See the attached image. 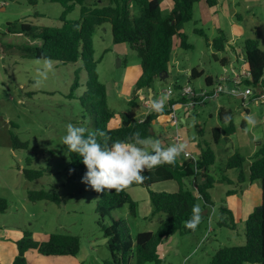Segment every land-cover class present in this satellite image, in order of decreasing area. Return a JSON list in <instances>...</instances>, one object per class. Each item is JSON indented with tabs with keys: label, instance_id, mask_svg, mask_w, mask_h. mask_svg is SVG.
Segmentation results:
<instances>
[{
	"label": "rangeland",
	"instance_id": "obj_1",
	"mask_svg": "<svg viewBox=\"0 0 264 264\" xmlns=\"http://www.w3.org/2000/svg\"><path fill=\"white\" fill-rule=\"evenodd\" d=\"M164 1L163 11L169 12L172 3L168 0L167 6ZM95 3L104 5L108 0H84L87 6ZM66 4L72 5L73 9L65 15V19H78L81 5L75 0ZM207 6L205 7L208 8ZM63 9L64 6L60 2L52 0H36L34 3H30L29 0H0V198L5 199L7 203L6 210L0 211V264L13 262L16 256V243L23 238L25 231H29L31 237L38 241L46 240L51 233H68L80 239V250L75 256H44L36 250L29 249L25 253L28 264H104L110 256L106 238L98 225L97 198L82 181L87 169L82 173L80 169L70 167L68 156L63 149V136L69 123L86 127L88 130H92L93 127L91 115L80 105L82 86L69 95L74 70L81 64H61L51 59L23 58L19 47L27 43L39 44L40 41L22 34L5 32L6 24L15 21L58 26L61 23ZM131 11L137 14V9L133 6ZM213 15L201 10L198 2L195 4L193 18L184 25V33L190 47L183 48L177 38L174 39L176 45L168 64L169 76L165 78L167 81L152 85L154 99H159L165 94L163 89L169 84L186 83L189 75L187 69L190 67L203 71L200 77L191 80L192 87L197 91L201 87H205L206 90L210 87L204 81L205 74L213 77L215 85L219 75L226 74L220 59L222 57H229L230 61L232 59L227 43L224 52H216L211 46V37L218 33L213 28L216 19L226 32L230 44L234 46L241 47L246 36L254 37L255 22L252 16L236 17L231 13H219L212 17ZM198 31H202L205 36H201ZM262 33L264 29L259 31V35ZM92 42L94 57L100 59L96 70L107 89L108 106L115 113L107 127L118 126L121 114L132 116L150 112L145 107L149 104L146 105L148 93L144 89L134 99L138 103L136 106L128 103L140 73V62L136 52L125 43L117 44L126 48L124 51L118 50L121 54L110 51L114 43L108 23L96 28ZM260 48L264 51V43ZM240 50L243 52L242 48ZM243 56L244 53L241 54V57ZM120 58L122 62H119ZM236 61L233 60L235 64L231 62L227 64L229 72L230 64L236 69L240 67L239 57ZM85 80L86 72L83 70L79 74V82L83 83ZM227 85L232 86L231 80L227 81ZM173 90L172 96L181 97L178 87H173ZM235 98L237 99H234V105L237 108L232 105V110L237 123L236 134L215 141L210 131L213 126L219 124L217 116L209 118L206 113L200 117L197 112L198 105L187 111L185 105L181 104L176 108L178 121L173 124L175 121H171L169 116L157 117L152 124L153 135L148 139L158 140L178 130L185 134L188 140L199 139L203 147L207 143L215 154V161L208 168L209 174L213 178L224 175L226 179L232 178L235 183L238 170L225 167L227 158L234 153L252 155L255 142H264V104L258 99L250 101L246 99L244 106L241 104V97ZM180 115L186 118L185 124ZM250 115L255 118V125L248 123L247 117ZM201 126L203 129L200 131ZM12 135L27 142V146L14 147ZM171 136L165 138L168 142L166 146L159 140L162 147L174 144ZM186 143L191 153L197 156L195 145L190 141ZM29 168H45V172L40 178L28 180L23 169ZM230 187L234 186L221 184L211 190L215 206L208 209L207 217L202 216L201 223L195 231L187 234L175 233L163 239L158 248L159 252L164 254L162 264H210L211 256L219 246L243 243L242 221L237 220L236 230L217 225L219 206L223 198L225 199L224 191ZM39 189L54 191L59 201L30 200L29 191ZM150 189L157 192H174L177 188L174 182L167 181L158 183ZM255 189L256 197L249 212L260 203V185H255ZM128 191L136 204L147 206L145 202L149 200V194L145 187L133 186ZM198 205L202 207L201 199L198 200ZM143 207L137 209L136 215H131L126 204L121 209L111 211V215L122 220L134 237L138 232L155 231L159 223L158 215L151 216L149 213L144 217ZM103 222L108 224V218L105 217Z\"/></svg>",
	"mask_w": 264,
	"mask_h": 264
},
{
	"label": "trees",
	"instance_id": "obj_2",
	"mask_svg": "<svg viewBox=\"0 0 264 264\" xmlns=\"http://www.w3.org/2000/svg\"><path fill=\"white\" fill-rule=\"evenodd\" d=\"M36 0H29L34 3ZM60 2L64 9L60 17V25L46 26L36 25L23 21L9 22L6 24V33L22 34L28 38L40 41L39 44H23L20 51L23 58L51 59L61 64H77L81 66L74 70V80L71 84L72 95L78 87H84L79 97L80 105L91 115L92 130L90 132L103 131L104 137L97 136L101 143L111 144L115 141L127 140L133 133L139 132L142 138H150L153 135V121L159 115L168 114L171 108L165 107L164 111L157 113L151 111L138 118L121 114L120 124L114 128L107 125L114 117L107 103L106 87L101 82L96 66L100 59H95L92 36L98 26L105 23L110 24L113 43H125L136 52L141 73L134 84L132 98L128 103L131 106L136 104V91L152 87L155 80L164 81L163 76L168 73V64L171 61L174 39L177 38L183 48H189L187 36L184 33V25L193 18L194 6L200 0H171L172 9L164 12L161 9L162 0H108L107 4L92 6L84 4V0H75L81 5L80 16L75 20L65 19V15L72 9V5L66 3L73 0H52ZM210 8L218 4V0H205ZM137 9V14L132 13L131 7ZM205 36L202 31H198ZM227 38L222 30L211 40V46L216 52H224ZM245 63L250 71V77L244 79L243 83L252 89V95L241 98V103L257 99L258 95L264 92V51L259 47L258 41L247 38L243 43ZM223 66L229 64L227 58H221ZM85 70L86 80L83 84L79 82V74ZM203 72L191 69L189 82L202 75ZM207 85L214 80L208 75L204 79ZM173 87H182L173 83ZM229 96V95H228ZM232 97V96H230ZM178 98V100H177ZM170 99V103L176 101L185 103L187 96ZM264 104V102H261ZM144 117L143 120H140ZM220 127L211 130L215 141L221 137L227 138L235 132L233 115L230 110L220 109L218 111ZM201 131V130H200ZM199 131V134H200ZM14 147H26L16 135L11 136ZM199 153L195 159L177 160L174 165L164 164L152 170H145L146 179L143 183H133L124 190L116 192L100 193L90 185L93 195L96 196V212L99 215L98 225L106 238V245L110 256L104 264H145L153 262L162 264V256L159 246L165 237L175 233L187 234L193 230L186 228L185 223L192 216L194 205L202 200V210L212 208L210 189L215 182L209 174V166L215 161V154L212 148L206 143L203 147L201 142L197 143ZM256 151L252 156L241 153H234L226 160L225 167L236 168L237 185L227 191V195L236 193V187L242 183L258 181L261 187V202L256 205L242 221L244 241L242 244L219 246L211 256L210 264H243L246 262L264 264V143L256 142ZM69 165L78 168L84 173L86 166L77 153L69 152L63 144ZM250 159L248 174L243 170V163ZM45 172L41 169H23L28 180L40 178ZM192 179V188H186L183 179ZM201 182H200V181ZM173 181L177 185L174 192L152 191L150 188L158 183ZM229 182V180H228ZM232 184V183H231ZM235 184V183H234ZM142 186L148 190L151 206L150 215H158L159 223L155 231H142L131 236L128 226L120 219H115L111 211L121 209L128 205L129 213L136 215L137 204L129 193L133 186ZM30 200H54L59 201L54 191L45 189L29 191ZM7 208L6 200L0 198V211ZM203 216V215H202ZM107 217L108 224L103 222ZM207 217V216H204ZM217 225L236 230L238 223L235 220L232 210L225 204L219 206ZM36 250L45 256L51 255H72L75 256L80 250V239L76 235L68 233H51L46 240L38 241L31 237L29 231L24 232L22 239L16 243V256L11 264H28L25 253L27 250Z\"/></svg>",
	"mask_w": 264,
	"mask_h": 264
},
{
	"label": "clouds",
	"instance_id": "obj_3",
	"mask_svg": "<svg viewBox=\"0 0 264 264\" xmlns=\"http://www.w3.org/2000/svg\"><path fill=\"white\" fill-rule=\"evenodd\" d=\"M51 67V65H49ZM170 94H163L159 99H149L152 111H164ZM250 125H255L253 116L247 117ZM104 137L105 132H90L86 127L67 125L63 144L68 151L77 153L87 171L82 181L100 193L115 190L120 192L133 183H143L146 179L145 170H152L158 166L174 165L185 152L183 142L162 147L158 140L142 138L139 132L133 133L124 141L111 144L101 143L97 136ZM201 208L194 205L192 216L186 221L185 227L195 231L201 223Z\"/></svg>",
	"mask_w": 264,
	"mask_h": 264
},
{
	"label": "crops",
	"instance_id": "obj_4",
	"mask_svg": "<svg viewBox=\"0 0 264 264\" xmlns=\"http://www.w3.org/2000/svg\"><path fill=\"white\" fill-rule=\"evenodd\" d=\"M165 2V4L167 5V6H169V3H168V0H165L164 1ZM162 3H163V0L161 1V9L163 10V7H162ZM170 3H172V1L170 0ZM198 5L200 6V9L201 10H203V11H205L208 15H210V14H214L212 17H214V16H216V15H218L219 13H224V14H230L231 13V15L232 14H234V16H238V17H240V16H242V15H247V16H252V19L254 20V22H255V32H254V37H253V39H256L257 41H258V44H259V47H261V45L264 43V33H262L261 35H259V31H261L262 29H264V0H218V4H217V6L216 7H214V8H210V7H208V8H206L205 6L207 5L206 4V2H205V0H200L199 2H198ZM218 6H219V8H218ZM2 8H4L3 6H2ZM169 8H171L172 9V4L169 6ZM170 9V10H171ZM222 27V25L218 22V20L216 19V21H215V23L213 24V28L214 29H216L217 31H219V30H222L223 32H224V34L226 35V32L223 30V27ZM6 30V29H5ZM9 34H13V33H9ZM218 34V33H217ZM216 34V35H217ZM3 35H4V33H3ZM216 35H213L212 37H211V40L216 36ZM239 35H237V38H239L238 37ZM226 38H227V45H228V48H229V50L231 51V53H232V59H231V61H230V58L229 57H226L227 58V62L229 63V62H231V64L233 63V64H235L234 62H233V60L234 61H236L237 60V58L239 57V59L241 60V62L244 60V57H245V53H244V50H243V52H241V50H240V48H242L243 49V44L241 45V47H237V46H234L233 44H230L231 42H229V39H228V37H227V35H226ZM247 38H250V37H245V39H247ZM115 45H117V44H113V48L112 49H110V51H114L115 53H117V54H121V53H119V51H124V49H126V48H124V45H117V48H115ZM115 49H117V51L115 50ZM119 50V51H118ZM242 53H244V56L243 57H241V54ZM223 58V57H222ZM100 62V61H99ZM119 62H122V59L120 58L119 59ZM236 62H238V61H236ZM243 63H244V61H243ZM220 64H221V66H223V64L221 63V59H220ZM191 68L192 67H190V68H188L187 69V72L189 73V75H190V73H191ZM223 70H224V66H223ZM201 72H203V71H201ZM140 73H141V68H140ZM140 73H139V75H140ZM189 75H188V79H187V82L186 83H184V84H180L182 87L183 86H185V85H191V86H193L192 84H191V81L189 82ZM208 75H210V74H205L204 75V78L206 77V76H208ZM168 76H169V73H167V76L165 77V78H168ZM211 76V75H210ZM200 77V76H199ZM164 80H166L167 81V79H164ZM214 80V79H213ZM214 82H215V80L211 83V84H209V88L208 89H210V88H212L213 87V85H214ZM84 83V82H83ZM83 83H81V84H83ZM157 83H159V84H161L162 83V81L161 80H155V84H157ZM207 85V84H206ZM173 86V83L172 84H169L168 85V87H171V88H173L172 87ZM83 89H84V87H82ZM195 88V87H194ZM202 88H205V87H201L200 89H202ZM83 89H82V92H83ZM206 89V88H205ZM78 90V89H77ZM143 89H140V90H137L136 91V96H139L140 94V92L142 91ZM164 90H165V87H164V89H163V92H164ZM129 91V89L127 90V92ZM173 92H174V90H173ZM106 93H107V89H106ZM147 93H148V95H147V97H148V99H150V98H152V99H154V90H153V87H150V88H148V90H147ZM173 94V93H172ZM174 98H176V95L175 96H170V99H174ZM131 99V98H130ZM234 99H237V98H235V97H230V96H228V95H226V94H222L221 95V97H218V98H216L215 100H208V102H206L205 104H203L202 106H199V108H197V112H198V114L200 115V117H202V115H204V114H206L207 113V115L209 116V118H212L213 116H217V119H218V111L220 110V109H223V110H230L231 112H232V115H233V120H234V124H235V132L233 133V134H236L237 133V123L235 122V116H234V113H233V110H232V105H234ZM136 102V101H135ZM138 103L136 102V104H134V106H136ZM242 104V103H241ZM246 104H244V106H245ZM168 105L166 104L165 105V107H167ZM235 106V105H234ZM236 108H237V106H235ZM152 110H150V112H151ZM149 112V113H150ZM148 113V112H147ZM145 113H137V114H135V115H132V116H134V118H138V117H140V116H142V115H144ZM167 116L168 117V114H163V115H159L158 117H160V116ZM181 116V120H182V122H183V124H185L186 123V118H184V116H182V115H180ZM155 121V120H154ZM153 121V122H154ZM219 121V120H218ZM181 122V123H182ZM196 123H198V122H196ZM199 123H201V122H199ZM243 123L241 124V127L243 128ZM220 127L221 125H220V122H219V124L218 125H216V126H213L212 127V129L213 128H215V127ZM117 127V126H116ZM203 128H202V126L200 127V130H202ZM211 129V130H212ZM182 137H183V143L186 145V147H185V149L186 150H188V151H190L189 150V146L187 147V143L186 142H188V141H190V143L191 144H194L195 145V149H196V153L198 154L199 153V149H198V144L197 143H199L200 142V140L199 139H194V138H190L189 140H188V138L185 136V134H183V133H181L180 131H178V130H176ZM175 131V132H176ZM175 132H173V134L175 133ZM211 132V131H210ZM171 134L172 133H170L169 134V136H165V137H163V138H159L158 139V141L160 140L163 144H165V146H166V144L168 143L167 142V139H165V138H167V137H170L171 136ZM172 134V135H173ZM232 134V135H233ZM200 134L198 133V136H199ZM172 137V136H171ZM224 137V136H223ZM221 139V138H220ZM219 139V140H220ZM187 140V141H186ZM191 140H193V141H191ZM218 141V140H217ZM262 143H264V142H262ZM190 144V145H191ZM166 148V147H165ZM256 142H255V149H254V151H253V153L256 151ZM191 152V151H190ZM253 153H252V155H253ZM243 155H245V154H243ZM251 154L250 155H246V156H252ZM177 160H183L182 158H181V156L177 159ZM250 159H247L244 163H243V170H244V172H245V174L247 175L248 174V165H249V163H250ZM237 178V177H236ZM187 180V181H186ZM192 180V179H191ZM191 180L190 179H183V182H184V185H185V187L186 188H192V182H191ZM214 180H215V182L213 183V186H212V188L209 190L210 191V196H211V190H213L216 186H218V185H221V184H226V185H233V186H236L237 185V183L235 182V184L233 183V179L232 178H230V179H226V177L224 176V175H222L221 177H219V178H214ZM228 180H229V182H228ZM200 181V180H199ZM173 182V181H172ZM175 183V182H174ZM232 183V184H231ZM255 185H260V183L258 184V181H254V182H245V183H242L241 184V186L240 187H236L235 188V190H237V192L236 193H233V194H230V195H227V191L228 190H230V189H232L233 187H230V188H227L225 191H224V196H225V199L223 198V200H222V203L223 204H225L227 207H229L231 210H232V213L234 214V217H235V220L237 221L238 219L240 220V221H244L245 219H246V217L248 216V214L250 213L249 212V208H251V204H252V202L255 200V197H256V189H255ZM176 188H177V185H176ZM260 189H261V187H260ZM131 195V194H130ZM133 198V197H132ZM231 199V200H230ZM211 200H212V203H214V200H213V198H212V196H211ZM147 201V200H146ZM260 202H261V199H260ZM145 203H147V206H146V204H145V206L143 207V206H139V204L137 203V209H139L140 207H143L145 210V215H143L144 217H147V214H149L150 213V211H151V206H150V202H149V200L147 201V202H145ZM258 205V204H257ZM213 206H215V203H214V205ZM256 206V205H255ZM254 206V207H255ZM253 207V208H254ZM201 208V207H200ZM240 208H241V211H240ZM246 210V211H245ZM202 215L203 216H207L208 215V209L207 208H205V209H203L202 210ZM201 215V216H202ZM239 222V221H238ZM16 252H17V250H16ZM41 255V254H40ZM45 256V255H44ZM51 256H57V255H51ZM161 256H162V258H163V256H164V254L163 253H161ZM162 263H163V261H162Z\"/></svg>",
	"mask_w": 264,
	"mask_h": 264
},
{
	"label": "built area",
	"instance_id": "obj_5",
	"mask_svg": "<svg viewBox=\"0 0 264 264\" xmlns=\"http://www.w3.org/2000/svg\"><path fill=\"white\" fill-rule=\"evenodd\" d=\"M244 61V63H243ZM240 64V67L236 69L235 66L230 64V72L229 68L227 69L226 66H224V73L223 75H219L217 78V83L216 85L214 84L211 89H205L202 88L199 91H197L194 87L190 85H185L180 88L179 94L180 96H187L189 99L183 104L178 101L175 103H170V99L167 101V107L171 108V111L168 113L169 119L173 124L178 121L177 113H176V108L178 106H181V104L185 105V108L187 111H191L194 109L197 105L202 106L203 104L206 103L208 100H215L222 94H226L232 97H241V98H247L248 95H252V89L248 86H245L243 81L244 79H247L250 77V71L247 68V65L245 63V60H243ZM229 74V75H227ZM231 80L232 86L227 85V81ZM165 94H170V96L173 93V88L167 87L164 90ZM257 99L260 102H264V92L258 95ZM146 105H150L149 100L146 99ZM178 100V98H177ZM145 106L147 109L151 110L150 106ZM146 114V113H145ZM144 117H142L140 120H143ZM172 139L175 143H180L183 142V137L176 131L172 135ZM181 158L183 160L185 159H195L196 157L188 150L185 149V152L181 154Z\"/></svg>",
	"mask_w": 264,
	"mask_h": 264
},
{
	"label": "water",
	"instance_id": "obj_6",
	"mask_svg": "<svg viewBox=\"0 0 264 264\" xmlns=\"http://www.w3.org/2000/svg\"><path fill=\"white\" fill-rule=\"evenodd\" d=\"M167 76V73L163 76V79Z\"/></svg>",
	"mask_w": 264,
	"mask_h": 264
}]
</instances>
